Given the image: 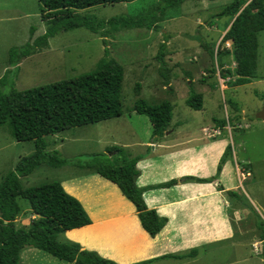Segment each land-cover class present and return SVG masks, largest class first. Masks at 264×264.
<instances>
[{
	"label": "rangeland",
	"instance_id": "rangeland-1",
	"mask_svg": "<svg viewBox=\"0 0 264 264\" xmlns=\"http://www.w3.org/2000/svg\"><path fill=\"white\" fill-rule=\"evenodd\" d=\"M158 1L134 0L97 6L79 13L93 17L96 22L139 16L155 9ZM231 2L183 0L181 5L166 11L165 19L158 24L156 31L119 30L107 36L109 56L124 69L121 116L44 137L47 151H57L60 158L70 163L59 168L41 165L31 175L21 178L22 186L30 188L41 183L59 182L82 204L91 221L108 219L117 214L114 202L122 197L120 191L114 184L81 166L95 165V162L113 165V158L117 156L137 158V163L159 164L167 151L147 143L162 139L175 147L189 143L176 152H183L186 147L192 151L197 146L195 141L202 135L203 126L211 125L215 120L226 122L219 139L229 142L230 161L237 158L240 167L248 163L252 169L253 176L243 183V191L251 195L249 183L255 184L258 190H264V119L256 118L264 113V31L258 34L256 77L251 79L261 81L255 85L232 86L236 78L233 75L235 63L230 56H221L217 60L218 50L232 48L230 42H221L231 18L216 16ZM46 29L38 0H0V80L5 77L1 81L0 94L46 86L91 72L104 56L106 48L100 34L79 28L57 32L48 39L47 47L31 56L21 57L22 51L30 50L29 46L43 36ZM162 43H165L163 54L167 80L162 76L161 64L157 60ZM204 47L210 48L213 55ZM217 61L223 62L222 70L230 71L232 76L222 78ZM137 87L139 95L135 93ZM197 94L203 97L202 109L194 111L188 108L186 100ZM137 99L149 105L164 101L172 105V119L163 138L154 137L148 118L135 113L133 108ZM228 119L230 125L227 124ZM192 138L196 139L190 140ZM111 148L113 150L109 151ZM116 148L122 151L121 155L114 151ZM33 152L32 142H17L7 125L0 126V181L14 170L20 158ZM164 173L163 169L159 171V175ZM163 184L154 186V189ZM124 202L125 208H133L128 201ZM19 204L23 211H28L27 201L19 200ZM251 213L261 235L264 233V219L255 212ZM262 215L264 217V212ZM29 219V215H21L16 224L27 226ZM128 229L127 226H116L101 233L129 245L135 239ZM245 233L239 226L232 239L195 249L197 256L194 258L182 261L156 259L149 264H264V256L258 255ZM66 238L65 233L59 236L60 241ZM101 242L94 238L87 250L94 251V247L103 246ZM119 252H113L114 256L106 254L103 258L111 257L110 260L120 264ZM121 255H124L123 251ZM21 259L22 264H68L34 248H26ZM147 260L129 262L134 264Z\"/></svg>",
	"mask_w": 264,
	"mask_h": 264
},
{
	"label": "trees",
	"instance_id": "trees-1",
	"mask_svg": "<svg viewBox=\"0 0 264 264\" xmlns=\"http://www.w3.org/2000/svg\"><path fill=\"white\" fill-rule=\"evenodd\" d=\"M38 1L41 6V19L46 22L47 29L43 36L29 46L30 50L22 51L20 56L23 58L47 47L48 39L62 30L84 28L94 34H100L105 48L106 37L119 30L156 31L158 24L165 19L166 11L183 3V0H159L156 8L144 15L122 16L96 22L93 17L79 12L134 0ZM216 16H228L232 21L221 41L231 42L232 48L218 50L217 60L221 56H230L235 63L233 75L236 76L231 85H246L256 77L258 34L264 31V0H232ZM164 45L165 43L160 45L157 60L161 64V74L167 80ZM204 48L213 55L210 48ZM19 59L20 57L17 61ZM223 66V62L217 61L221 77L232 76L230 71L222 70ZM4 79L5 77L0 80V86ZM123 80V67L109 56L106 48L104 56L91 72L46 86L0 94V126L7 125L15 141L32 142L34 145V152L20 158L14 170L0 181V264H22L21 256L26 248L37 249L68 264H118L103 258L95 251L83 250L78 243L60 241L61 234L90 225L91 220L82 204L68 194L59 182L41 183L25 188L21 184V178L31 175L41 165L59 168L70 163L60 158L57 151H47L44 137L120 117ZM138 90L137 87L136 95H139ZM202 101L201 94L191 95L186 100V105L191 110L199 111L202 109ZM133 109L138 115L148 118L154 137H163L172 119L173 108L169 102L149 105L137 99ZM220 124L221 128L226 126L225 121ZM227 124L230 125L229 119ZM111 150L113 148L109 149ZM114 151L122 154L118 148ZM229 153L231 154L230 146L224 152L218 171ZM137 161V158L117 156L113 158V165L95 162V165L79 167L93 171L114 184L122 196L133 205L142 230L154 238L163 230L167 219L146 206L143 193L147 189L136 185ZM195 181L208 182L199 179ZM176 183V180H172L159 187L170 188ZM227 194L232 199L240 200L236 192L228 191ZM19 200L28 202V211H23ZM21 215L30 216L27 226L16 224V219ZM196 255L197 251L192 249L187 254H168L156 259L184 260ZM156 259L134 264H149Z\"/></svg>",
	"mask_w": 264,
	"mask_h": 264
},
{
	"label": "crops",
	"instance_id": "crops-1",
	"mask_svg": "<svg viewBox=\"0 0 264 264\" xmlns=\"http://www.w3.org/2000/svg\"><path fill=\"white\" fill-rule=\"evenodd\" d=\"M231 23L232 21L226 31ZM260 81L251 80L247 85H255V82ZM237 115L240 116L239 113ZM220 123L221 121L213 120L211 125L203 126L202 135L195 141L197 146L192 151L186 147L183 152H176V149L189 143L177 147L163 139L156 143H147L148 146L167 151L164 160H160L159 164L145 162L136 165V185L147 189L143 193L146 206L167 219L165 227L157 236L151 238L142 230L134 207L125 208L126 199L122 196L115 199V216L99 221L92 220L90 225L67 231L66 240L78 243L83 250H87L89 243L97 238L103 241V246L94 247V251L100 256H114L113 252L121 251L118 253V262L130 264L131 260L186 254L192 249L230 240L240 226L249 236V242L256 247L258 255L264 256V233L261 232L260 235L257 232L258 225L252 220L251 213L255 212L259 218L264 219V190H258L255 184L249 183L251 195L243 191V183L252 178L253 172L248 163L242 162L244 164L240 167L237 158H234V162L229 157L226 158L218 171V165L229 146L228 141L219 139L226 128H221ZM193 139L196 138L190 140ZM161 169L165 173L159 175ZM247 173L249 176H246ZM183 179L186 181H182ZM195 179L208 182L199 183ZM172 180L177 181L172 187L154 189V186ZM228 191L236 192L240 200L230 198ZM69 193L72 194L71 191ZM121 209L124 210L120 211ZM116 226H127L128 233H132L129 234L135 239L133 243L122 244L118 239H110L101 233L106 228ZM122 251L124 255H121Z\"/></svg>",
	"mask_w": 264,
	"mask_h": 264
},
{
	"label": "water",
	"instance_id": "water-1",
	"mask_svg": "<svg viewBox=\"0 0 264 264\" xmlns=\"http://www.w3.org/2000/svg\"><path fill=\"white\" fill-rule=\"evenodd\" d=\"M256 118H258V119H264V113H262L260 115H257Z\"/></svg>",
	"mask_w": 264,
	"mask_h": 264
},
{
	"label": "built area",
	"instance_id": "built-area-1",
	"mask_svg": "<svg viewBox=\"0 0 264 264\" xmlns=\"http://www.w3.org/2000/svg\"><path fill=\"white\" fill-rule=\"evenodd\" d=\"M217 134H219V132H217ZM246 176H249V174L247 173Z\"/></svg>",
	"mask_w": 264,
	"mask_h": 264
}]
</instances>
